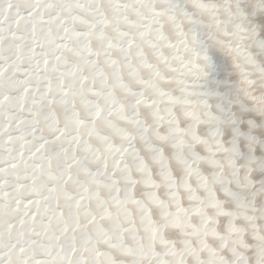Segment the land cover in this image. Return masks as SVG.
Instances as JSON below:
<instances>
[{
    "label": "snow or ice",
    "instance_id": "snow-or-ice-1",
    "mask_svg": "<svg viewBox=\"0 0 264 264\" xmlns=\"http://www.w3.org/2000/svg\"><path fill=\"white\" fill-rule=\"evenodd\" d=\"M161 2L169 7L157 9L155 0H0V264H126L124 257L132 258L133 264L146 261L147 264H185V254L191 255L195 264H204L200 259L204 251L209 255L208 264H227L222 255L209 247L207 238L223 241L222 247L228 242L233 246L243 245L240 229L235 225L229 228L227 235L217 231L218 218L229 213L216 198L213 182L201 176L198 167L194 168L191 162L180 160L186 165L188 176H197L200 188L206 191V205L187 182L184 189L193 192L189 199L197 201L190 213L179 206L175 213H170L168 204L156 192L146 194L162 209L166 227L188 237L181 241L182 250L175 247V232L171 234L172 239L164 238L142 201L132 198L130 192L127 198L120 197L115 172L135 184L127 164L129 158L137 161V171H147L145 186L158 185L135 150L134 138L125 129L116 127L111 117L116 115L144 132L147 129L142 120L126 114L109 91L110 86L105 88L107 105L101 118L120 137V144L96 129L95 106L91 107V118L87 122L66 108L64 125L58 121L52 107L53 103L67 105L71 96L79 94L82 77L67 60L66 53L79 54L91 64L95 54H90L88 41L93 37L101 38L104 60L112 66L113 81L134 98L133 107H152L151 115L158 122L157 127L164 121L171 126L170 135L179 134L173 146L181 153L186 146L183 139L186 130L179 125L182 121L193 122V144L207 145L208 162L221 170L222 177L223 169L234 164L229 158V149L214 138L215 133L202 139L196 131L199 125L216 120L207 100L193 99L201 94L189 90L187 77L196 73L197 65L192 56L197 53L188 43L182 22L176 18V6L170 0ZM190 2L210 18H216L221 7L212 0ZM105 4L112 17L111 28L119 35L118 41L110 40L102 31L109 23ZM229 5L230 0H224L223 11L234 17L236 14ZM181 15L190 24L198 23L187 13L181 12ZM238 15L246 18L241 10ZM162 17L172 24L175 38L169 39ZM121 23L135 29L139 39L120 27ZM221 23L215 19L217 28ZM248 31L242 23H236L231 35L237 43H220L238 58L236 67L244 94L264 112V67L257 66L253 56L242 46L246 39L244 33ZM251 32L255 35L254 30ZM192 39L195 40L194 33ZM130 46L134 48L135 62L128 55ZM115 47L120 49L123 66L137 88L129 87L121 77L120 64L112 55ZM164 49L170 54L166 55ZM202 58L209 59L206 53ZM137 64L143 72L137 69ZM253 70L259 74L258 80L252 78ZM65 73L74 75V88L62 85ZM146 92L152 96H146ZM161 105H164L163 111ZM93 136L103 145L102 150L89 143ZM157 136L162 141L169 139L168 135L158 132ZM218 154H225V159H217ZM154 159L164 162L162 153ZM86 162L99 165L100 171L90 172ZM164 178L172 180L170 187L175 188L171 173H165ZM105 193H109L107 199ZM176 195L174 191L170 193L171 197ZM129 203L144 212V230L149 233L150 241L147 245L135 234L128 215ZM176 204L179 205L178 199ZM112 208L118 209V214L114 215ZM207 208L215 211L214 217L207 214ZM193 215L200 217L199 226L190 222ZM108 222L111 230L105 227ZM125 233L136 242L135 246L126 242ZM197 237L199 248H194L192 238ZM257 239L264 242V235ZM156 242L165 248L163 253L155 250ZM233 253L237 255L236 264H244L235 247ZM259 264H264V250L260 252Z\"/></svg>",
    "mask_w": 264,
    "mask_h": 264
},
{
    "label": "bare ground",
    "instance_id": "bare-ground-1",
    "mask_svg": "<svg viewBox=\"0 0 264 264\" xmlns=\"http://www.w3.org/2000/svg\"><path fill=\"white\" fill-rule=\"evenodd\" d=\"M171 4L176 6V18L182 22L183 30L187 36L189 45L195 49L197 55L192 56V60L197 65L196 73L187 77L189 90L201 94L194 96L193 99H205L209 105V111L216 117L211 123L201 124L196 128L197 134L202 139H207L216 134L215 139H219L225 148L229 149V158L234 162L233 166L221 170L211 165L208 161L210 153L205 144H193L191 131L193 122L182 121L179 125L186 131L183 134L185 148L180 152L179 148L174 147L179 134H169L170 125L164 121L158 122L152 117L154 111L152 107L139 105L133 107L134 98L129 96L122 88L113 81L112 66L104 60L102 45L103 39L93 37L88 41L87 48L90 54L94 53V62L88 63L79 54L66 53L67 60L78 70L82 77L80 81L79 94L69 98V104L53 103L52 107L56 112L57 119L64 125L66 108L78 114L82 121L87 122L91 118V107H96L97 118L95 119L96 129L104 135H109L116 144L122 143L120 137L109 129L104 120L101 118L106 112L107 97L105 96L106 86H110L109 91L116 100L119 101L126 111V114L133 119L143 121L144 128H137L126 120L119 119L116 115L111 117L116 127L125 129L133 138L134 148L143 158L147 170H150L151 177L158 187H147L144 181L147 179V171L141 173L137 171V161L128 159L127 164L132 180L135 184L125 181L120 172H115L114 177L118 181L120 197L127 198L130 192L132 198L144 203L145 208L151 214V220L154 225L161 228L165 239H172V233L175 232V247L177 250L183 249L182 240L188 237L181 236L178 230L166 227L167 220L161 215L162 209L153 204L146 196L147 193L156 192L158 197L168 204V211L175 213L178 206L190 210L196 206L197 201H191L189 196L195 191L204 204H207V193L200 188V181L197 176H188L186 165L180 163V160L191 162L194 168L198 167L199 174L207 177L212 181V187L227 216L219 217L217 231L221 235H227L232 225L240 229V237L243 245H231L230 242L222 247L223 241L215 240L212 237L207 238L209 247L214 249L219 255H222L227 264H236L237 255L233 253V247L236 252L243 257L244 264H259L260 252L264 250V242L257 239L259 235H264V112L256 108L255 102L246 96L240 86V71L236 67L238 58H234L220 42L236 44L237 42L231 35L236 23H242L243 27L249 31L244 33L246 39L242 41V46L249 52L256 65L264 67V0H230V10L236 14L229 17L223 11L224 0H212L213 3L220 5L218 16L210 18L207 14L194 8L190 0H170ZM157 9H166L168 4L162 3L161 0H155ZM109 23L106 24L102 31L104 35L112 41H118L119 35L111 28V15L107 5H104ZM244 13L245 17L238 15L239 11ZM181 12L187 13L198 23L190 24ZM132 16V13H128ZM215 19L222 21L219 28L216 27ZM163 28L169 35V39L176 37L172 24L162 17ZM84 28L83 25H78ZM120 27L126 28L133 33L135 29L130 25L120 24ZM251 30L255 31V35ZM193 33L195 40L192 39ZM75 43V41H73ZM145 51H149L143 44ZM129 57L135 62L134 48H128ZM165 54H170L168 49H164ZM206 53L208 60L202 58ZM112 55L120 64V75L131 88H137L135 81L128 76L127 69L123 66L122 53L118 47L113 48ZM137 69L141 72L144 69L137 64ZM203 73V74H201ZM101 75L103 79H101ZM253 79L258 80L259 74L253 70ZM65 88H74L76 80L74 75L65 73L61 80ZM94 89L95 91H92ZM174 90V86H173ZM54 94V92L52 93ZM151 97L150 92L145 93ZM154 98V97H153ZM163 111L164 105H161ZM135 114V115H134ZM168 135L169 139L162 141L157 136ZM144 136L142 139L141 137ZM89 143L98 149H103V145L96 137L89 138ZM162 153L164 162H157L154 156ZM80 155V153H77ZM217 159L223 161L225 154H218ZM110 162V158H109ZM90 172L100 171V166L95 163L86 162ZM164 164V166H163ZM165 173H171L175 181V188L170 187L172 180L164 178ZM190 185L189 191L184 189V184ZM176 192V196L171 197L170 193ZM109 193H105L107 199ZM179 200V205L176 200ZM111 202L109 201V204ZM128 215L132 221L136 236L140 242L147 245L149 233L146 232L142 216L144 212L137 205L129 203ZM115 214L119 210L112 208ZM209 216H215V211L211 208L206 209ZM190 222L197 226L201 220L198 216H190ZM105 227L111 230V223L105 224ZM128 233H125L126 242L135 246V241L128 239ZM192 246L199 248V237L192 238ZM155 250L163 253L165 248L158 242L155 243ZM171 259L170 257H166ZM126 264H133L130 257L123 258ZM200 259L204 264H208L209 255L206 251L200 253ZM185 264H195L191 255L185 254ZM147 264V261L145 262Z\"/></svg>",
    "mask_w": 264,
    "mask_h": 264
}]
</instances>
